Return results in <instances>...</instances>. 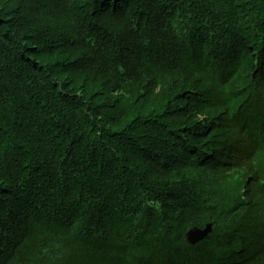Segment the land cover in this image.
Wrapping results in <instances>:
<instances>
[{"label": "trees", "instance_id": "obj_1", "mask_svg": "<svg viewBox=\"0 0 264 264\" xmlns=\"http://www.w3.org/2000/svg\"><path fill=\"white\" fill-rule=\"evenodd\" d=\"M0 264H264V0H0Z\"/></svg>", "mask_w": 264, "mask_h": 264}, {"label": "water", "instance_id": "obj_2", "mask_svg": "<svg viewBox=\"0 0 264 264\" xmlns=\"http://www.w3.org/2000/svg\"><path fill=\"white\" fill-rule=\"evenodd\" d=\"M212 232L211 226H206L203 230L192 228L185 234V240L189 245H196L203 241Z\"/></svg>", "mask_w": 264, "mask_h": 264}]
</instances>
